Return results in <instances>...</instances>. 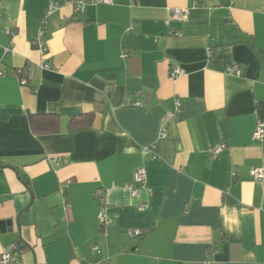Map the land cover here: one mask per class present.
I'll return each mask as SVG.
<instances>
[{
	"label": "crops",
	"instance_id": "1",
	"mask_svg": "<svg viewBox=\"0 0 264 264\" xmlns=\"http://www.w3.org/2000/svg\"><path fill=\"white\" fill-rule=\"evenodd\" d=\"M0 70V255L15 242L23 264H264V0H0ZM49 114L59 132H35Z\"/></svg>",
	"mask_w": 264,
	"mask_h": 264
},
{
	"label": "built area",
	"instance_id": "2",
	"mask_svg": "<svg viewBox=\"0 0 264 264\" xmlns=\"http://www.w3.org/2000/svg\"><path fill=\"white\" fill-rule=\"evenodd\" d=\"M113 1L114 0H92V3L93 4H111V3H113ZM85 5H86V3L80 2L77 5V8H76L77 11H82L84 9ZM56 8H57L56 4L51 3L50 13L53 12ZM170 13H171V17L175 20L186 21L189 17L190 10L177 8V9H172L170 11ZM39 48H40L41 53L43 55H45L47 52L46 46L44 44H41L39 46ZM209 54H211V51H209ZM41 67L42 68H49V65L46 63L45 59H43V61L41 63ZM228 72L231 74H235V75L241 74V70H240V67L238 65H233V66L229 67ZM184 74L185 73L183 70H181L179 68H175L171 71V78L176 79V78H178ZM3 76H4V72L0 70V78ZM21 84L26 85L27 80L22 78ZM176 104H177V107L180 106L179 101H176ZM141 105H142L141 102L135 103V106H137V107H140ZM171 117H172V113L171 112L167 113L166 119H169ZM162 136L166 137L167 132L162 131ZM253 139L257 140V141L264 139V123L258 124L256 130L253 133ZM224 149H225V144H221L215 149L214 154L220 155L221 153L224 152ZM251 174L256 181L264 182V168H255L251 171ZM146 181H147V173L144 169H140V170L135 172L134 177H133V181L127 186L128 190L131 192L133 197H140L142 189H145ZM99 193L102 194L101 192H99ZM147 206H148V204L145 202H142L140 204L141 209H146ZM98 219H99V222L102 226H107L109 224V220L107 219V217L105 216L104 213H99ZM129 233L135 237H141L142 236V232L139 229L130 230ZM94 250L97 251L98 253L100 252L98 247H95ZM0 264H23V261L21 258L20 246L17 243H15V242L9 243L3 247V251L0 255Z\"/></svg>",
	"mask_w": 264,
	"mask_h": 264
},
{
	"label": "trees",
	"instance_id": "3",
	"mask_svg": "<svg viewBox=\"0 0 264 264\" xmlns=\"http://www.w3.org/2000/svg\"><path fill=\"white\" fill-rule=\"evenodd\" d=\"M92 121L93 114L81 115L78 118H73L71 125H74L75 123L91 124ZM31 122L33 129L37 133L56 134L59 132L60 117L57 114L33 115L31 117Z\"/></svg>",
	"mask_w": 264,
	"mask_h": 264
},
{
	"label": "water",
	"instance_id": "4",
	"mask_svg": "<svg viewBox=\"0 0 264 264\" xmlns=\"http://www.w3.org/2000/svg\"><path fill=\"white\" fill-rule=\"evenodd\" d=\"M2 225L7 226V225H9V223H6V222H5V223H2Z\"/></svg>",
	"mask_w": 264,
	"mask_h": 264
}]
</instances>
